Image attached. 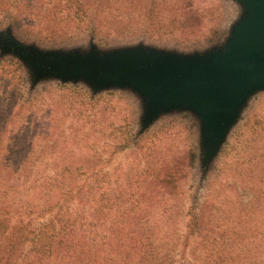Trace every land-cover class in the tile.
<instances>
[{
  "label": "rangeland",
  "instance_id": "374dc122",
  "mask_svg": "<svg viewBox=\"0 0 264 264\" xmlns=\"http://www.w3.org/2000/svg\"><path fill=\"white\" fill-rule=\"evenodd\" d=\"M0 1L6 3V0ZM27 1L32 4L34 0ZM45 1L58 4L64 11L40 13L38 18L43 23L62 27L65 34L49 42L43 33L42 46L72 50L82 48L88 53L93 45L96 49H106L103 47L135 46L141 42L157 46L162 53L160 58L176 60L213 45L221 35L217 31L223 27L248 18L252 24L260 15L258 8L251 6L248 0H146L147 4L155 7L152 16H156L159 22L158 30H148V19L143 13V16H134L138 27L135 23L129 25L132 30L127 37L105 39L98 35L101 30L99 33L98 30L91 32L82 24L90 12L75 15L73 11L78 7L77 0ZM128 1L117 0V3L121 6L127 2L126 5H129ZM7 2L14 5L20 3L17 0ZM112 3L113 0H109V4ZM187 3L199 22L184 20L182 14L190 8ZM31 13L34 14L33 9ZM5 15L0 12V29L6 26ZM51 30L55 32V29ZM32 34L31 40L37 37L36 33ZM227 46L218 45L216 55L224 53ZM82 87L54 83L44 89L41 85L33 88L28 83L22 86L20 96L34 101V110L39 114L33 128L41 131L32 139L33 151L44 152L37 161L48 162L51 171L45 174H54L56 164L62 171L63 166L71 167V162L82 164L87 160L95 172L90 174V170L83 169L85 176L99 182L107 173L114 183L123 181L127 183V189L129 186L136 188L139 182L146 179L144 172L149 167L154 168L151 166L153 162L160 168L165 160L170 164L180 150L190 149L195 159L189 172L168 196L166 208L169 212L164 214V204H157L155 208L159 212L150 218L149 226L159 235L183 232L184 215L194 205L204 220L202 231L193 239L197 255L212 252L207 257L212 261L216 259L215 264H264V83H256L240 97V105L235 107L232 118L216 140V148L208 155L199 149L204 112L201 106L193 104L189 108L161 111L154 123L146 126L147 130L139 131V108L134 98L119 90H110L90 100L87 97L91 94ZM31 96L33 99H30ZM3 97L1 95L0 99ZM69 106H73L74 110H69ZM16 110V114L6 121V129L17 130L21 126L20 119L25 111L19 106ZM48 112V117H41ZM50 112L58 116L55 121H49ZM2 117L0 114V119ZM43 126L45 130H42ZM157 130L159 135H155ZM140 137L145 140L137 144ZM249 204L251 210L248 209L251 207ZM156 218L159 219L158 228L152 225ZM161 244L154 243L155 247H161L157 251L158 257L159 251L169 246L168 241ZM128 259L129 264H141L137 255Z\"/></svg>",
  "mask_w": 264,
  "mask_h": 264
},
{
  "label": "trees",
  "instance_id": "16d2710c",
  "mask_svg": "<svg viewBox=\"0 0 264 264\" xmlns=\"http://www.w3.org/2000/svg\"><path fill=\"white\" fill-rule=\"evenodd\" d=\"M17 1L20 3L15 5L7 0L6 3L0 1V12L7 16L6 26L0 29V96H4V99H0V114L3 116L0 119V264H129L128 258L133 259L136 255L141 264H215L216 259L212 261L207 257L212 252L196 253L194 240L202 231L204 220L194 205L184 215L183 232L159 235L149 226L150 218L159 212L155 208L157 204H164V214L169 212L166 208L168 196L193 165L195 154L190 149L180 150L170 164L165 160L160 168L153 162L151 166L155 169L149 167L144 172L146 179L139 182L136 188L129 186L131 189H127V183L123 181L115 182L116 186L107 173L99 182L85 176L83 169L90 170V174L95 172L87 160L82 164L71 162V167L63 166L62 171L58 170L56 164L54 174H45L51 171L48 162L37 161L44 152L33 151L32 139L41 131L33 128L39 114L34 110V101L20 96L24 83L33 88L41 85L42 89L51 83L84 86L91 94L87 97L90 100L106 91L119 90L134 98L138 105L139 131L147 130L158 114L153 108L149 90L138 83L120 87L115 82L95 80L94 73L67 77L48 65L51 62L67 66L62 62L65 56L85 55L87 50L42 46L43 33L50 42L65 32L54 23H43L38 18L39 14L63 13L64 8L45 0H34L32 4L27 0ZM77 2L78 7L73 11L75 15L90 12L82 24L91 32L98 30L99 33L101 30L98 35L105 39L127 37L132 30L129 25L137 20L134 16H143V13L148 19V30L159 29L156 16H152L155 7L147 4L146 0H129V5L126 2L121 6L117 0H113L112 4H109V0ZM186 6L190 8L182 14L184 20L188 23L194 20L199 22L198 17L193 16L191 5ZM32 9L34 14L31 13ZM34 18V24H31ZM240 25L241 20H238L218 30L221 35L213 45L190 57L210 55L218 45L230 42ZM51 29H55V32ZM33 32L37 37L31 40ZM90 48L88 51H94L96 57L136 51L159 52L157 46L141 42L135 46L116 45L96 49L93 45ZM30 99H33L32 96ZM17 106L25 111L20 119L21 126L17 130L6 129V121L16 114ZM68 109L74 110L73 106ZM43 116L48 117L49 112ZM56 118L58 116L50 112L49 121ZM42 130H45L44 126ZM157 133L159 135V130L155 135ZM200 133L199 149L208 155L210 144L204 126ZM139 139L137 144L145 140L142 137ZM158 223L159 219L156 218L152 225L158 228ZM164 241H168L169 246L159 251L158 257L157 251L161 247H155L154 243L162 242V246Z\"/></svg>",
  "mask_w": 264,
  "mask_h": 264
},
{
  "label": "water",
  "instance_id": "95a60500",
  "mask_svg": "<svg viewBox=\"0 0 264 264\" xmlns=\"http://www.w3.org/2000/svg\"><path fill=\"white\" fill-rule=\"evenodd\" d=\"M248 1L258 8L259 17L252 24L249 18L242 19L233 39L225 43L227 50L220 55L214 51L205 57L181 56L176 60L160 58L159 52L96 57L90 51L65 56L62 62L67 66L48 65L67 77L94 73L95 80L115 82L120 87L138 83L149 90L157 114L193 104L201 106L212 151L235 107L240 105V97L256 83H264V0Z\"/></svg>",
  "mask_w": 264,
  "mask_h": 264
}]
</instances>
